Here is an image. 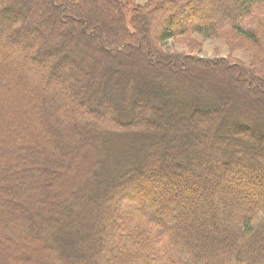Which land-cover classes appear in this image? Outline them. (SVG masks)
Instances as JSON below:
<instances>
[{"label": "trees", "instance_id": "obj_1", "mask_svg": "<svg viewBox=\"0 0 264 264\" xmlns=\"http://www.w3.org/2000/svg\"><path fill=\"white\" fill-rule=\"evenodd\" d=\"M128 3L0 0V264H264V0ZM187 33L251 67L161 50Z\"/></svg>", "mask_w": 264, "mask_h": 264}, {"label": "rangeland", "instance_id": "obj_2", "mask_svg": "<svg viewBox=\"0 0 264 264\" xmlns=\"http://www.w3.org/2000/svg\"><path fill=\"white\" fill-rule=\"evenodd\" d=\"M147 2H148V0H129V3L127 4V9L131 10V9H135L138 7H142ZM88 46H90V44H88ZM160 47H161V50L167 54H177V55H182V56L186 55V56L202 58L204 60H217V59L218 60L219 59L230 60V61L240 63L241 65H243L247 68L251 67V62L253 59L252 52L249 50L250 48H249L248 43L245 42L243 39H241L239 36H237L234 33L221 34L215 38H204V37H202L198 34H195V33H187V34H183L180 36H176V37L164 42L163 44H161ZM136 52H139V50H136ZM94 60L99 61V59L97 57ZM88 61H89V59H85V62H88ZM102 61L103 62H101V65H99V67H96L95 65L92 64V66H93L92 69H94V72H96L97 70L104 72L107 67H111V66H112V68H116V66H114V64L112 63V60H110L108 58H103ZM93 62H95V61H93ZM124 66H125L124 68H123V66H119L118 68L121 70L126 69L125 71H123V73L128 72V70L130 69V66H128V64H126ZM136 68L134 66L133 70H137ZM120 75H122V73ZM102 80L103 79L101 78V82L99 80L97 82L102 83ZM237 84H238L237 82L231 81L232 87L236 88ZM124 85H125V81L121 80L120 85L118 86L119 87L118 90L117 89H116V91L114 90V93H113L114 96L113 97H115V96L122 97L123 95L125 96V94L122 93V90H123L122 88H125ZM230 90L231 89L229 88L228 91H230ZM88 156L92 159L93 162L95 159H100V157H101L99 155H97V156L95 155V157H94L93 151L89 147V145L85 146V148L83 147L79 151V153L75 154V156L73 158V164H71V167H69V170L65 174V178L67 179V182H69L71 180L73 182L74 177H77V175H79L80 177L83 176L84 172L86 171L85 164H87L86 158H88ZM214 160H215V157L209 159V161H208V158L206 159L208 164H212V163L215 164ZM195 161L198 162V156L196 157ZM225 171L223 172L224 175L230 176ZM159 178H161V176ZM156 179H158V178H156ZM212 179H213V183H215L214 182L215 178L213 177ZM178 180H181V179L176 178V180H173V181H178ZM158 182L160 183L159 179H158ZM181 183H182V181L178 182L179 186L181 185ZM240 183L241 182H239V184ZM207 184H208V182H207ZM167 185H168V183H167ZM182 186H181L182 187L181 192L177 193L176 195H174L172 197L173 198L172 203L174 205V208H178V207H181L182 205H186V203L188 201L187 197L191 193V190H190L191 187L187 182H185L184 184L182 183ZM172 187L173 186L171 184H169L167 187L168 190H164V191L167 193L168 191H171ZM207 187L209 189H211V187L209 185H207ZM161 188L162 187L160 186V189ZM155 190H156V188L154 187V185H152V192H154ZM219 192L220 193L222 192L223 196H224V193L225 194L231 193L228 190L224 191L223 188H221V187H220ZM231 198L234 199L233 195ZM235 201L237 202V204H235L234 206L238 207V209L240 208L239 210L245 208L244 206L238 204L237 200H235ZM261 203H264V201ZM262 206H264V204H262ZM215 207L218 209V212H220V210L224 209L219 204H216ZM126 215H127V213H124V214H122L121 217H125ZM199 235H200V233H199ZM207 237L219 239L220 235H216L212 229H208ZM222 237L225 238V235L222 234Z\"/></svg>", "mask_w": 264, "mask_h": 264}]
</instances>
